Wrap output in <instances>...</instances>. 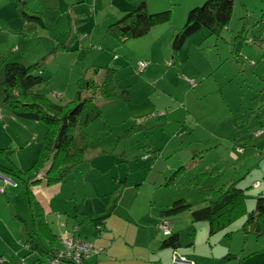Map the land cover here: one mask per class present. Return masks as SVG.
I'll return each mask as SVG.
<instances>
[{"label":"rangeland","instance_id":"obj_1","mask_svg":"<svg viewBox=\"0 0 264 264\" xmlns=\"http://www.w3.org/2000/svg\"><path fill=\"white\" fill-rule=\"evenodd\" d=\"M105 1L114 2V7L105 10L99 4L100 15L114 14L120 4L136 0ZM204 2L149 0V13L172 10L171 20L159 37L158 51H154L158 86L151 82L149 87L143 73L136 72L137 60L148 55L139 48L131 55L128 67L116 72L119 84L128 88L129 102L103 107L100 119L87 127L86 137L92 142L87 150L89 161L65 178L57 201L51 206L48 200L55 199L54 193L46 190L42 197L48 212L56 205L58 209L70 210L76 201L81 204L86 197L85 211L102 212L118 200L119 209L132 208L131 212L138 216L147 210L158 211L159 217L165 207L178 200H184L192 210L201 208L230 182L237 181L236 186L246 192L247 201L256 192L264 191V0H233L230 22L218 36L202 29L174 53L172 38L168 36L171 28L179 30L188 11ZM87 18L80 23L86 33L94 27ZM55 21L49 22L51 29H62L64 23L53 25ZM20 28L21 23L17 29ZM3 29L7 32L0 29V84L4 79V59L24 65L36 62L43 57L36 51L45 43L44 39L22 38L18 32L17 39H10L15 29ZM83 39L79 37L76 45L54 53L52 63L57 68H43L45 85L41 93L48 98L59 103L73 98L76 81L85 68L106 66L95 51L99 48L85 45L88 38L78 44ZM8 45L13 53H5ZM115 54L119 55L117 51ZM143 69L139 67V72ZM55 95H61V101ZM2 102L0 96L1 114L6 117L0 119V148L10 151V160L19 169L27 170L29 164L21 162L30 155L31 160L37 158L45 125L12 121ZM98 103L101 104L100 99ZM18 143L22 147L17 148ZM26 145L29 146L24 152H19ZM19 157L22 161H18ZM179 168H183L179 177L172 185H166ZM12 181L22 197L20 181ZM58 201L63 205L56 204ZM8 211L10 207L5 213ZM61 212L64 218L70 213ZM188 220L190 211L186 210L172 219L171 227L180 228ZM53 230L57 232L55 227ZM158 234L162 232L159 230ZM257 242L259 246L263 244L264 235L256 238L247 234L245 238L241 230L233 234L230 245L237 254L244 252L245 256ZM13 250L10 243L11 253Z\"/></svg>","mask_w":264,"mask_h":264},{"label":"trees","instance_id":"obj_2","mask_svg":"<svg viewBox=\"0 0 264 264\" xmlns=\"http://www.w3.org/2000/svg\"><path fill=\"white\" fill-rule=\"evenodd\" d=\"M14 2L24 24L19 29L20 32L18 30L19 36L26 39L38 38L37 29L46 28L41 13L31 10L24 0ZM232 11L233 0H205L202 6L190 9L183 26L172 37L173 52L178 53L185 42L202 29H206L210 35L218 36L228 26ZM118 13V17L107 26L105 32L106 36L124 44L130 40L141 39L153 28L169 23L172 10L149 13L145 1L140 0L134 3L131 9ZM29 25H34L35 28H28ZM58 49H65L64 44L59 43L55 46L51 54ZM46 62L47 57L28 65L4 59V79L0 84L3 106L7 107L10 114L18 120L43 123L46 134L36 160L25 171L11 162L10 151L0 148V174L11 181L14 179L20 181L30 220V225L25 230L27 238L25 247L31 253L48 257L46 261L48 264L55 251L59 249L58 239H61L64 232H70L64 230L61 236L54 233L46 220L44 208L34 195L33 187L41 184L47 187L59 185L82 164L89 161L87 150L92 142L89 143L86 137L87 127L100 119L103 107L118 102H129L130 96L128 88L121 86L116 79L117 69L109 66L104 68L89 66L81 72L76 81L74 97L63 103L56 102L58 100H52L41 93V88L45 85L42 75ZM55 96L61 101L59 95ZM98 99L101 100V104H97ZM1 158L6 161H2ZM182 170L183 168H179L173 172L166 185H172ZM40 174L43 175L42 179L37 178ZM235 182L228 183L212 199H208L207 205L195 210H192L184 200L173 202L160 212L158 226L161 221L167 220L169 223L170 219L188 210L193 223H207L210 235L224 231L223 239L226 241L232 234L230 226L244 217L241 227L243 232L260 236L264 233V196H259L254 210L247 213L244 190L236 186ZM112 209L111 206L109 211ZM70 234L74 236V232ZM163 237L165 238L161 243L162 248L175 251L180 247L178 234L170 230L169 235ZM102 252L103 249L99 254Z\"/></svg>","mask_w":264,"mask_h":264},{"label":"crops","instance_id":"obj_3","mask_svg":"<svg viewBox=\"0 0 264 264\" xmlns=\"http://www.w3.org/2000/svg\"><path fill=\"white\" fill-rule=\"evenodd\" d=\"M24 1L31 10L41 13L42 19L46 25V28L37 29L36 33L38 38L33 37V39L45 40V43L41 44L40 50L36 52L43 55V57H47L46 68H51V70L57 68V66L52 63L55 54H51L56 44L63 43L64 47L67 45L70 47L71 45L77 44L76 40L79 37L80 39L84 37L78 44L81 45L82 42L88 38V41L85 43L87 48L93 49L92 47H97L101 49L95 50L97 55L104 61L106 66H113L112 68L115 67L117 71L128 67V61L136 50L139 48L140 50H145L148 55L143 59L137 60V68H135V70L137 69L136 72H138V74L143 73L145 79H147L144 80V82L149 87H151V82H154L155 85L158 86V75L155 74L157 73L158 59L154 56V51H158L159 37L164 32V28H166L164 26L167 25L153 28L145 37L137 40H130L124 44L106 36L105 32L107 26L113 23L115 18L118 17L119 11L131 9L133 4L140 0L122 3L117 6L118 10L114 14L102 12V15H100L98 11L99 4L104 5L103 7L106 10V8L109 9L110 7H114L115 3L105 0H101V2L100 0ZM143 1H145L147 10L149 11V0ZM98 16H101L102 19L98 20ZM84 17H88L86 21L94 25L91 31L87 33V29L80 26V23H83ZM51 21H55L53 25H56L55 23L58 21L63 22L64 26L62 29H51V24H49ZM20 23L22 27L24 25L23 20L19 17L14 0H0L1 31L7 32V30L3 28L15 29L14 35L10 33V39H17V32L19 30L17 28ZM11 25H14L15 28H12ZM28 28L32 29L35 28V26L29 25ZM171 29V35L168 34L170 38H172V35L177 31L175 28ZM95 30L97 32L96 36H94ZM126 45L127 47H125ZM130 45H132L131 48L129 47ZM116 51L119 55L115 54ZM18 52L19 49L17 50V54ZM5 53H13L9 45ZM139 63L146 64L145 69H143L141 73L139 72ZM59 97L61 98V95H59ZM9 116L12 118V121L23 123V125H36L38 123L17 120V118L11 114ZM4 117L5 116L1 114L0 110V119ZM12 145H14V141ZM18 145L17 148L22 147L20 143H18ZM28 146H24L23 150L21 148L19 152H24V149ZM94 147L97 148V146ZM17 154L18 153H16V155ZM35 160L36 158L31 160L30 155L21 163L23 165L29 164L30 168ZM18 161H22L20 157ZM21 170L25 171L22 168ZM41 177L43 178V175L39 176V179H42ZM6 180L8 184H6ZM63 182L61 184H63ZM255 182H257V180L253 183ZM61 184L53 187H47L41 184L33 187V192L40 205L44 208L46 220L50 224L52 230L55 227L57 231L54 232L55 234L61 236L64 230H68L70 233L75 231L74 236L77 239L88 241L97 249H103L101 254L93 257L87 261L86 264H174L172 261L174 253H176V256L183 257L193 264H255V262H253L255 260L257 262L260 261V264H264V242L260 246L259 242L255 243L256 245L254 246L251 245L250 248L247 249L248 252L245 256H243L244 252L237 254L230 245L233 234L242 230L241 227L245 217L230 226L229 229H232V234L227 241L223 239L225 234L224 231L215 235H210L208 224L205 222L193 223L190 217V220L181 225L182 227L180 226V228H177L171 227L172 220L170 219V230L172 233L178 234L180 240V247L172 251L171 249L161 247V243L165 237H163L162 234H158V223L160 221V214L158 217V211L152 212L151 210H147L146 213L141 212L142 215L138 216L131 212L132 208L126 209L125 207H120L119 209L121 204L119 205L117 203L118 200L115 205L113 203L114 207L111 205L113 209L110 211L109 209L111 206H107L102 212H97L95 209H93V212L85 211L84 203L87 199L85 197L81 204L76 201L71 206L70 210L64 207L58 209L56 205L54 210L50 209L48 212L44 202L45 198L42 197V195L46 193L48 189L53 190V197H55V199L53 201L50 199L48 200V204L51 206L54 201H57L56 195L61 192V189H59L61 188ZM39 187H42L44 190L39 189ZM0 189H3V193H0V207L4 211H0V264H46L48 257L31 253V251L25 247L27 239L25 230L30 225V220L24 201V195H22L23 198L20 197V193H17V187L14 182L1 176V174ZM245 194L246 192H244V195ZM259 196H264V191L256 192L248 201L245 197V210L247 213L254 210L256 199ZM65 197L64 195L63 199H65ZM113 198H111V202ZM57 203L59 206L63 205L60 201L56 202V204ZM65 203L66 202H64V204ZM247 205L250 206L249 209H247ZM9 207L11 211L5 213V209ZM63 210L70 211L69 214L65 215L66 218H64L61 212ZM137 212L140 213L139 211ZM247 234L259 238V236L250 232L245 233V238H247ZM263 235L264 233L260 236ZM10 243H12L14 247L12 253L10 251ZM58 244L60 245V239H58ZM59 245H57V248H59Z\"/></svg>","mask_w":264,"mask_h":264},{"label":"built area","instance_id":"obj_4","mask_svg":"<svg viewBox=\"0 0 264 264\" xmlns=\"http://www.w3.org/2000/svg\"><path fill=\"white\" fill-rule=\"evenodd\" d=\"M138 65L141 70L146 67L145 63H139ZM168 224L167 220H163L158 226L164 236H168L170 233ZM60 245L61 248L55 251L48 264H84L87 260L101 252V249L93 247V244L85 240L77 239L68 232L63 233L60 239ZM172 261L174 264H193L183 257L176 256V253L173 254Z\"/></svg>","mask_w":264,"mask_h":264}]
</instances>
